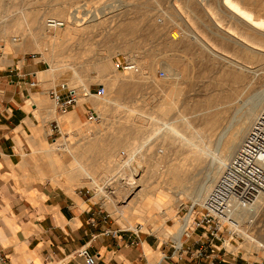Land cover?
Masks as SVG:
<instances>
[{"label":"rangeland","instance_id":"obj_1","mask_svg":"<svg viewBox=\"0 0 264 264\" xmlns=\"http://www.w3.org/2000/svg\"><path fill=\"white\" fill-rule=\"evenodd\" d=\"M235 1L254 16L251 27L232 16L222 0H0L1 55L45 62L73 88H105L102 97H80L82 121L66 114L67 127L58 123L60 136L48 130L46 149L53 151L45 152L44 178L69 190L88 188L87 196L119 228L138 224L160 240L174 232L175 240L177 219L191 207L200 210L187 194L215 170L217 139L230 136L236 118L242 119L239 125L247 122L250 96L264 88V51L246 45L254 40L264 44V0ZM48 18L64 26L48 28ZM127 60L136 64V73L121 69ZM87 109L95 119L87 120ZM213 114L215 125L204 128ZM194 131L212 146L210 155L201 151L206 145L192 138ZM65 139L102 193L83 170L70 171L73 160L63 152ZM174 168L187 188L177 198L170 196L176 187L170 175ZM138 178L146 186L142 196L147 193L146 199L160 209L149 206L145 214L137 203L121 217L118 185ZM248 232L264 244V206ZM239 235L225 243L214 263L264 264V250L245 240L241 230Z\"/></svg>","mask_w":264,"mask_h":264},{"label":"crops","instance_id":"obj_2","mask_svg":"<svg viewBox=\"0 0 264 264\" xmlns=\"http://www.w3.org/2000/svg\"><path fill=\"white\" fill-rule=\"evenodd\" d=\"M18 56L0 54V255L7 264H86L78 254L86 247L95 264H156L171 251L159 237L105 220L86 188L44 178L50 124L65 129L66 114L82 121L84 108L55 113L50 94L61 76L47 75L45 62ZM177 264L206 263L184 257Z\"/></svg>","mask_w":264,"mask_h":264},{"label":"built area","instance_id":"obj_3","mask_svg":"<svg viewBox=\"0 0 264 264\" xmlns=\"http://www.w3.org/2000/svg\"><path fill=\"white\" fill-rule=\"evenodd\" d=\"M46 27L61 28L64 22L53 18L46 19ZM125 72L138 71L136 64L127 60L121 64ZM163 76V73H160ZM36 82H30L34 87ZM105 88L97 85L94 90L88 88H73L66 82H60L52 89L50 97L55 113L66 114L67 111L78 104L80 97H102ZM88 110L87 120H92L95 112ZM50 136L61 135L58 122L53 121L49 126ZM90 190L85 189L88 194ZM264 197V105L257 118L245 134L235 154L214 183L211 190L199 206V212L194 207L185 211L177 219L181 227V242L173 239L174 232L167 234L162 243L169 245L170 253L163 255L156 264H163V260L170 264H177L185 256L192 259H207L206 264H215V259L220 250L225 249V243L240 237L241 224L238 214L252 205L257 198ZM105 214L104 219L108 218ZM135 231L141 230V225L135 226ZM106 235H114L115 230H105ZM194 235V236H193ZM78 254L85 259L86 264H95L94 255L86 247H81ZM0 264H7L0 255ZM262 264V263H259Z\"/></svg>","mask_w":264,"mask_h":264},{"label":"bare ground","instance_id":"obj_4","mask_svg":"<svg viewBox=\"0 0 264 264\" xmlns=\"http://www.w3.org/2000/svg\"><path fill=\"white\" fill-rule=\"evenodd\" d=\"M233 1L224 0V4L227 6L228 10L232 13V16L237 17L239 19H243V22L249 24L250 27H251L252 26L251 22H252V19L254 21V16H253V18L250 17L252 14L251 13L247 14L249 12L248 10H247L248 12L244 13L243 12V10H245L244 6L243 5H239L240 3L238 4L236 1H235L236 3L233 2ZM241 6H243V7H241ZM242 8H244V9L242 10ZM259 21H260V19H259ZM45 22H46V20H45ZM45 22H44V24H45ZM45 26H46V24H45ZM250 43H251V45H249V44H247V45L253 51L254 50L264 51V44L258 43L255 40L254 41H250ZM97 68H98L99 71H103L104 70L103 65H99ZM46 74L47 75H53L52 67L49 66ZM250 103H251V107H249L250 111L248 110L250 113L248 114V111H247V115H249V117L246 119L247 122L239 125L238 122L240 121L241 118L239 117V120H238V118H236V120L238 121L237 123H238L239 126L236 123L237 127L234 128L232 133H230V136L226 137V139H222V138L217 139V146L215 144V148H217V147L219 148L220 147V155H218V161H217V164H216V168H215L214 171H212L211 174L205 176L204 179L201 182H199L194 188L192 187V190L187 194V197L191 200L192 205H194V204L201 205L202 204V202L205 199V197L207 196L208 192L211 190V188L213 187L214 183L218 180V178L220 177L221 173L223 172V170L227 166L229 160L235 154V152L237 150L236 148L239 147L238 143L241 140V137L243 136V134L248 129L250 123L253 120L255 121V119L257 118V116H258V114L260 112V109H262V107L264 105V88H262L261 90H259L258 92L254 93L253 95L250 96ZM95 115L93 116V119H95L94 118ZM245 115H246V113H245ZM247 115H246V117H247ZM67 118L68 119H74L72 114H67ZM216 119H217V115L216 114H213L212 116H210L208 118V120L205 122L204 128L208 129V128L213 127L215 125ZM243 120H244V118H243ZM169 130H172V129L169 128ZM192 138H198L203 145H206L204 147L205 149H203L202 147H201L202 150L200 149L203 153H205L206 155L210 153L212 146L206 144L205 137H203L201 135V133L194 131L193 135H192ZM187 141L190 142V140H187ZM67 142H68V139H65L64 142H63L62 147L64 148L63 152H65L73 160V163L67 165V166L71 167L70 171H73L74 169L78 168V169L83 170L84 173L88 174L85 171V169L83 168L82 163L80 162V160L70 150ZM44 151L45 152H52L53 150H52V148H49V149H46ZM131 161L132 160L129 161L130 163L129 162L126 163L127 164L126 168L130 167V169H131ZM74 164H76V165H74ZM119 165H121V164H119ZM132 166H134V165H132ZM125 169H122L121 172L125 173ZM127 170L129 171V168H127ZM124 173H121V174H124ZM170 175H171L172 180L174 182H176V187H175L174 190L172 188V191L170 192V194H171L170 196H173L174 198H177V195L186 193L187 188L183 185V183L185 182L184 181L185 179L183 178V176L180 173V171H178L176 168H174V169H172V171L170 170ZM87 176L91 180V184L94 185L95 187H97V192L99 194L102 193L103 187L102 186H98L96 181L89 174ZM134 177H135V175H134ZM138 179L139 180H137V181L130 180L129 182H127L128 181L127 180L126 183L118 185L119 189L117 191L121 193L122 203H123V205L118 210L119 215L121 217H124V214H126L127 212H132L134 210V208H135L134 205L137 204V203H142V208H143L142 211L145 214H146L147 209L149 208V206L153 207L152 209H154V207H155L156 210L160 209L158 204L152 203L151 201L146 199V195L145 194H147V193H145L142 196L146 186H144L143 184H140L141 183V179L140 178H138ZM262 206H264V197H259L246 210H242L238 214V220H239V222H240V224L242 226V229H241L242 237L245 240L249 241L257 249H263L264 250V244H262V243L258 242L257 240L253 239L251 234L248 232V229L250 228L251 223L253 222L254 216H256V214L258 213V211L260 210V208ZM159 213H165V211L159 210ZM175 240H176L177 243L181 242V227L178 229V231L176 233Z\"/></svg>","mask_w":264,"mask_h":264}]
</instances>
